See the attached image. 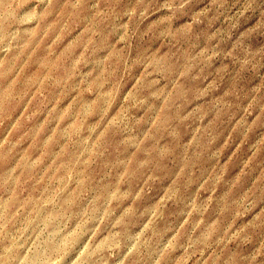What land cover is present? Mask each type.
<instances>
[{"label":"rangeland","instance_id":"obj_1","mask_svg":"<svg viewBox=\"0 0 264 264\" xmlns=\"http://www.w3.org/2000/svg\"><path fill=\"white\" fill-rule=\"evenodd\" d=\"M0 264H264V0H0Z\"/></svg>","mask_w":264,"mask_h":264}]
</instances>
